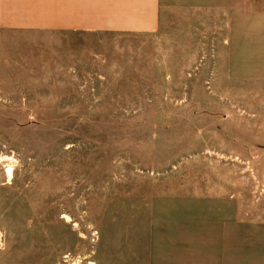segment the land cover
Masks as SVG:
<instances>
[{
	"label": "rangeland",
	"instance_id": "rangeland-1",
	"mask_svg": "<svg viewBox=\"0 0 264 264\" xmlns=\"http://www.w3.org/2000/svg\"><path fill=\"white\" fill-rule=\"evenodd\" d=\"M169 3L0 38L4 261L264 264V7Z\"/></svg>",
	"mask_w": 264,
	"mask_h": 264
},
{
	"label": "crops",
	"instance_id": "crops-1",
	"mask_svg": "<svg viewBox=\"0 0 264 264\" xmlns=\"http://www.w3.org/2000/svg\"><path fill=\"white\" fill-rule=\"evenodd\" d=\"M170 1L0 0V38L10 32L68 35L152 33L160 28L163 9ZM214 3H220L231 13L248 11L250 4L264 7V0H210L209 4ZM0 264L9 262L0 255Z\"/></svg>",
	"mask_w": 264,
	"mask_h": 264
},
{
	"label": "built area",
	"instance_id": "built-area-1",
	"mask_svg": "<svg viewBox=\"0 0 264 264\" xmlns=\"http://www.w3.org/2000/svg\"><path fill=\"white\" fill-rule=\"evenodd\" d=\"M4 244V232L0 229V249L3 247Z\"/></svg>",
	"mask_w": 264,
	"mask_h": 264
},
{
	"label": "bare ground",
	"instance_id": "bare-ground-1",
	"mask_svg": "<svg viewBox=\"0 0 264 264\" xmlns=\"http://www.w3.org/2000/svg\"><path fill=\"white\" fill-rule=\"evenodd\" d=\"M7 170H8V176L10 177L9 179H11L13 177L12 176V171H11V166Z\"/></svg>",
	"mask_w": 264,
	"mask_h": 264
}]
</instances>
